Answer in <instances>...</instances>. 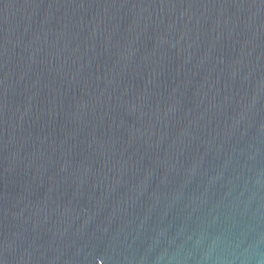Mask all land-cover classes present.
Returning a JSON list of instances; mask_svg holds the SVG:
<instances>
[{
  "label": "water",
  "instance_id": "95a60500",
  "mask_svg": "<svg viewBox=\"0 0 264 264\" xmlns=\"http://www.w3.org/2000/svg\"><path fill=\"white\" fill-rule=\"evenodd\" d=\"M0 264H264V0H0Z\"/></svg>",
  "mask_w": 264,
  "mask_h": 264
}]
</instances>
